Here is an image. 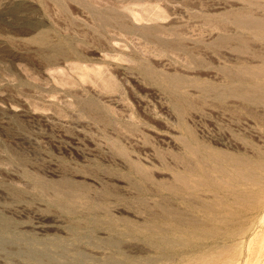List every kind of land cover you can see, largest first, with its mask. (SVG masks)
<instances>
[{"label": "rangeland", "instance_id": "obj_1", "mask_svg": "<svg viewBox=\"0 0 264 264\" xmlns=\"http://www.w3.org/2000/svg\"><path fill=\"white\" fill-rule=\"evenodd\" d=\"M0 264H264V0H0Z\"/></svg>", "mask_w": 264, "mask_h": 264}, {"label": "bare ground", "instance_id": "obj_2", "mask_svg": "<svg viewBox=\"0 0 264 264\" xmlns=\"http://www.w3.org/2000/svg\"><path fill=\"white\" fill-rule=\"evenodd\" d=\"M261 164V163H260ZM227 168V167H226ZM258 178V177H257ZM257 178H255V179H257ZM261 179V178H260ZM258 181H259V178L257 179ZM235 182V181H234ZM221 184V183H220ZM216 185V184H215ZM254 185V184H253ZM236 186V185H235ZM234 186V187H235ZM232 188V187H231ZM233 189V188H232ZM236 189V188H235ZM262 190V189H261ZM252 194V193H251ZM242 196V195H241ZM243 196H244V194H243ZM250 196V195H249ZM217 201V200H216ZM242 202V201H241ZM219 204V203H218ZM238 204V203H237ZM241 207V206H240ZM245 207V206H244ZM220 210V209H219ZM233 211H235V210H233ZM218 212V211H217ZM219 212H221V211H219ZM214 213V212H213ZM228 214V213H227ZM225 215V214H224ZM237 215V214H236ZM222 216V215H221ZM228 217V216H227ZM231 217V216H230ZM238 217V216H237ZM236 217V218H237ZM216 218V217H215ZM217 218H219V217H217ZM220 219V218H219ZM208 220H210V219H208ZM221 221V220H220ZM227 221V220H226ZM225 221V222H226ZM233 221V220H232ZM222 223V222H221ZM229 223V222H228ZM199 224V223H198ZM209 224V223H208ZM222 225V224H221ZM197 227V226H196ZM226 227V226H225ZM188 228H190V227H188ZM191 232H193V233H196V232H198V230L197 229H192L191 230ZM200 233H201V231H200ZM186 234H187V232H186ZM197 234V233H196Z\"/></svg>", "mask_w": 264, "mask_h": 264}]
</instances>
